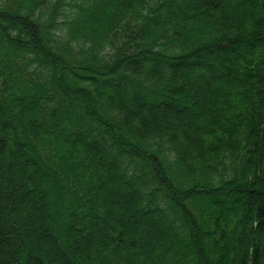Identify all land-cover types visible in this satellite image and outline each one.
Here are the masks:
<instances>
[{
	"label": "trees",
	"instance_id": "obj_1",
	"mask_svg": "<svg viewBox=\"0 0 264 264\" xmlns=\"http://www.w3.org/2000/svg\"><path fill=\"white\" fill-rule=\"evenodd\" d=\"M124 250L264 264V0H0V264Z\"/></svg>",
	"mask_w": 264,
	"mask_h": 264
},
{
	"label": "rangeland",
	"instance_id": "obj_2",
	"mask_svg": "<svg viewBox=\"0 0 264 264\" xmlns=\"http://www.w3.org/2000/svg\"><path fill=\"white\" fill-rule=\"evenodd\" d=\"M233 54H235V53H230V54H227L226 56L227 57H230V59L232 60V55ZM259 57H257V56H254V58H253V60L251 59L250 61L252 62V61H254V60H257ZM216 60V63L217 62H219V59H215ZM222 62V65L223 66H225V65H228L227 63H225V62H223V61H221ZM218 71H220V69H218ZM210 81H208L207 83H209ZM214 86V85H213ZM199 100H201L202 99V96H199V98H198ZM204 99V98H203ZM202 102V101H201ZM180 122H181V120H180ZM181 127H182V129H183V131L185 132V134L186 135H188L189 136V138H190V141L191 142H193V141H195L196 139H197V137H199V136H201V137H203V138H205V135L204 136H202V134H198L197 132H196V130H193L191 127H190V125L187 123V121H186V118L185 119H183L182 120V125H180ZM207 139H208V137H206ZM114 195H116L115 193H114ZM30 213V212H29ZM229 217H231V218H235V215H234V212L233 213H231V214H229ZM237 221V220H236ZM79 236H81V238L80 239H84V240H86V239H92V240H96L97 238V235H95V232L93 231V230H88L87 232H83V233H80V235ZM133 239H135L136 241H138V242H140L144 247L146 246V243H147V240L145 241V239H141L140 240V236H129V237H127L126 238V241H129V240H133ZM158 243L160 244V243H162V239L160 238L159 240H158V242H156L155 244H157L158 245ZM157 255H159L160 253H156ZM127 252L124 250V251H121V252H119V255L118 256H116L115 257V259L117 258V257H119V256H121V260H119V262L118 263H116V264H125V263H123L124 261H122V259H127ZM146 264H150V262L148 261Z\"/></svg>",
	"mask_w": 264,
	"mask_h": 264
}]
</instances>
